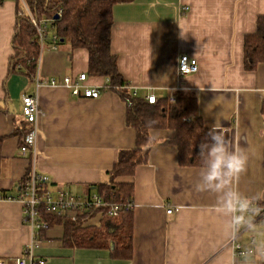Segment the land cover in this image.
<instances>
[{
	"label": "crops",
	"instance_id": "1",
	"mask_svg": "<svg viewBox=\"0 0 264 264\" xmlns=\"http://www.w3.org/2000/svg\"><path fill=\"white\" fill-rule=\"evenodd\" d=\"M24 7V8H23ZM23 0H3L0 6V194H17L31 169L50 177L54 187L76 195L96 192L109 181L121 150L133 149L136 131L127 123L128 103L105 89L108 80L89 74L85 49L63 45L42 51L37 84L25 74L8 78L12 40ZM264 17V0H135L113 9L111 51L140 99L192 96L209 129L219 114L226 138L249 149L244 172L231 187L242 196L264 193V64L255 71L244 67V39L254 34ZM198 63V72L180 76V58ZM87 74L86 86L100 90L99 99L75 97L48 80ZM37 95L42 114L37 120L36 156L20 151L24 119L22 97ZM156 140L149 161L133 177V257L113 259L109 250L71 249L63 244L64 225L55 224L34 243V260L47 264H244L236 255L235 239L261 264L256 247L264 245V223L226 230L228 218L216 211V194L197 190L200 167H181L174 131H151ZM264 206V199L254 200ZM168 209H173L169 214ZM124 218H118L122 219ZM86 226H98L94 220ZM84 226V227H86ZM257 228V229H256ZM31 230L23 223L18 201L0 200V258L14 262L31 245ZM262 260V258H261Z\"/></svg>",
	"mask_w": 264,
	"mask_h": 264
},
{
	"label": "trees",
	"instance_id": "2",
	"mask_svg": "<svg viewBox=\"0 0 264 264\" xmlns=\"http://www.w3.org/2000/svg\"><path fill=\"white\" fill-rule=\"evenodd\" d=\"M23 1L30 13L18 9L12 40L14 53L9 61L8 78L16 74H25L33 80L37 76L42 48L37 41V30L31 16L38 21L51 19L50 33L59 37L58 46L69 45L72 49L87 50L89 74L106 78L108 82L105 89L118 94L128 104L131 102L127 110V123L136 131V145L133 149L119 152L113 169L107 173L109 181L95 186L100 196L109 202L133 200V184L117 180L122 177H133L139 166L148 163L150 151L156 143L151 135V131L155 129L174 131L175 135L171 142L178 148V161L181 167H200L198 145L209 129L199 115L197 98L181 96L174 103L164 99L150 104L144 99L133 97V93L129 91V83L119 71L117 56L111 51L113 9L118 4L132 3L135 0ZM2 3L3 0H0V6ZM56 15H59L58 19H55ZM260 64H264V17L258 18L256 32L244 39L245 69L255 71ZM2 112L3 109L0 107V113ZM24 126L21 146L29 131L26 124ZM1 149L2 139L0 166L3 161ZM10 195L15 194H0L3 198ZM132 212L126 213L122 219H104L101 227H83L87 219L86 214H81L76 222L48 214L45 216L49 229L55 224L63 223L64 246L71 249L109 250L113 259L130 260L134 252ZM46 231L40 232L39 240L44 239ZM261 264H264V259Z\"/></svg>",
	"mask_w": 264,
	"mask_h": 264
},
{
	"label": "built area",
	"instance_id": "3",
	"mask_svg": "<svg viewBox=\"0 0 264 264\" xmlns=\"http://www.w3.org/2000/svg\"><path fill=\"white\" fill-rule=\"evenodd\" d=\"M25 13H30L27 6ZM32 18V22L37 30V41L41 45L42 51L50 44L53 49L59 46V37L50 33L49 26L51 19L36 20ZM40 66V60H39ZM178 71L180 76H188L198 72V63L195 59L187 55L180 58L178 64ZM88 76L87 74H80L77 77H65L61 81L52 78L48 82L51 86L62 85L68 88L71 94L75 97H83L87 99H99L100 90L94 87L86 86ZM37 87L45 84L39 74L33 79ZM133 97H137L136 92ZM146 101L150 104L157 102V97L154 94L147 96ZM175 98H171L170 102L174 103ZM128 105H131L129 102ZM42 114L40 101L37 95H24L22 97V117L23 121L29 129L24 137V144L20 147L22 155L32 153L36 156V143L38 138L37 120ZM0 200L18 201L23 207V223L31 230V245L27 247L22 257L17 258L14 262H9L0 258V264H47L45 260H34L32 248L34 243L39 241L40 232L49 229V223L46 219V214L72 221H77L81 214H86L87 219L83 224L86 226L91 221H98V226L104 219H118L123 217L126 213L134 210L135 205L133 200H125L120 202H109L97 192L88 195H76L68 189L62 187H54L51 179L45 174L38 173L35 169H31L25 181L21 183L18 193L10 195L8 198L0 196ZM257 204L262 210L259 214L254 215L257 222L264 223V206ZM44 209V210H43ZM169 214L173 209H168ZM237 239L233 243L236 255L244 257L249 254V251L243 248Z\"/></svg>",
	"mask_w": 264,
	"mask_h": 264
},
{
	"label": "clouds",
	"instance_id": "4",
	"mask_svg": "<svg viewBox=\"0 0 264 264\" xmlns=\"http://www.w3.org/2000/svg\"><path fill=\"white\" fill-rule=\"evenodd\" d=\"M220 115L198 145L200 168L195 187L197 190L216 194V211L228 218L225 228L235 235L242 225L249 229L254 227L249 217L261 212L262 209L254 200L264 199V193L249 198L230 186L233 178L245 171L249 161V149L230 143L223 131ZM256 256L264 258V245L256 247ZM244 264H254L250 253L245 254Z\"/></svg>",
	"mask_w": 264,
	"mask_h": 264
},
{
	"label": "rangeland",
	"instance_id": "5",
	"mask_svg": "<svg viewBox=\"0 0 264 264\" xmlns=\"http://www.w3.org/2000/svg\"><path fill=\"white\" fill-rule=\"evenodd\" d=\"M23 8H24V7H23ZM258 225H262V222H261V221L258 222ZM256 229H257V228H256ZM263 259H264V258H262V260H261V258H259V261H260V262H263Z\"/></svg>",
	"mask_w": 264,
	"mask_h": 264
},
{
	"label": "water",
	"instance_id": "6",
	"mask_svg": "<svg viewBox=\"0 0 264 264\" xmlns=\"http://www.w3.org/2000/svg\"><path fill=\"white\" fill-rule=\"evenodd\" d=\"M59 18V15H56L55 19H58Z\"/></svg>",
	"mask_w": 264,
	"mask_h": 264
}]
</instances>
